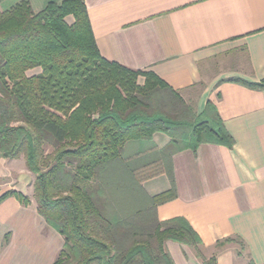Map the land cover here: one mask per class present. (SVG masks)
I'll list each match as a JSON object with an SVG mask.
<instances>
[{
  "label": "trees",
  "instance_id": "16d2710c",
  "mask_svg": "<svg viewBox=\"0 0 264 264\" xmlns=\"http://www.w3.org/2000/svg\"><path fill=\"white\" fill-rule=\"evenodd\" d=\"M1 4L0 157H23L36 175L38 212L65 240L53 264H175L167 240L217 264L186 218L155 217L175 190L149 198L140 186L159 173L157 133L170 138L165 150L233 147L217 107L208 101L197 114L154 72L104 58L83 0H51L40 11L28 0ZM9 196L31 201L10 190L0 203Z\"/></svg>",
  "mask_w": 264,
  "mask_h": 264
},
{
  "label": "crops",
  "instance_id": "0c3cea01",
  "mask_svg": "<svg viewBox=\"0 0 264 264\" xmlns=\"http://www.w3.org/2000/svg\"><path fill=\"white\" fill-rule=\"evenodd\" d=\"M28 1L40 11L51 0ZM83 1L104 58L154 72L197 114L211 101L234 139L231 148L204 142L172 151L169 136L155 134L159 173L140 186L149 198L176 194L155 217L186 218L202 255L217 264H264V87L245 84L264 80V0ZM35 177L23 157H0V195L15 190L31 200L0 203V264H53L64 246L38 212ZM165 250L175 264H203L185 243L167 240Z\"/></svg>",
  "mask_w": 264,
  "mask_h": 264
},
{
  "label": "rangeland",
  "instance_id": "374dc122",
  "mask_svg": "<svg viewBox=\"0 0 264 264\" xmlns=\"http://www.w3.org/2000/svg\"><path fill=\"white\" fill-rule=\"evenodd\" d=\"M15 1L16 0H8V1H6V2H3L2 4H1V7H2V9H4V8H8V7H10L11 5H13L14 3H15ZM73 17H68L67 18V21L68 22H70V23H72L73 22ZM40 71V69L38 68V69H35L34 71H31L29 74H33V73H37V72H39ZM140 83H143V82H140ZM189 105L191 106L192 105V103L189 101ZM188 104V103H187ZM45 149H46V153H51V151L53 150V147L52 146H49V145H47L46 147H45ZM33 189H34V187H33ZM107 192V196H109L110 197V191H106ZM35 198V197H34ZM107 199H108V197H107ZM230 243H233L235 246H237V248L238 249H242V245L237 241V240H235V241H232V242H230Z\"/></svg>",
  "mask_w": 264,
  "mask_h": 264
}]
</instances>
